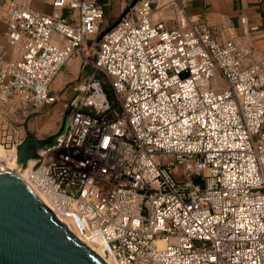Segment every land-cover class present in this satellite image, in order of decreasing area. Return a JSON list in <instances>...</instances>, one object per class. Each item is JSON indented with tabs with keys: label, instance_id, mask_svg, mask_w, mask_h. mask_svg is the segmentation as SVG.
Listing matches in <instances>:
<instances>
[{
	"label": "built area",
	"instance_id": "2783aa9c",
	"mask_svg": "<svg viewBox=\"0 0 264 264\" xmlns=\"http://www.w3.org/2000/svg\"><path fill=\"white\" fill-rule=\"evenodd\" d=\"M3 1L18 55L0 54V104L25 114L56 101L51 85L73 58L89 62L104 9ZM35 1L60 14L35 11ZM186 6L139 0L101 31L95 66L116 102L91 84L51 150L61 155L34 162L30 185L115 264H264V60L234 37L219 41ZM167 7L174 28L153 19Z\"/></svg>",
	"mask_w": 264,
	"mask_h": 264
},
{
	"label": "water",
	"instance_id": "95a60500",
	"mask_svg": "<svg viewBox=\"0 0 264 264\" xmlns=\"http://www.w3.org/2000/svg\"><path fill=\"white\" fill-rule=\"evenodd\" d=\"M139 0H132L115 26ZM111 26L110 28H112ZM106 30L105 32H107ZM104 32V33H105ZM100 34L89 49L97 51L104 35ZM92 58L89 57V61ZM96 56L93 72L97 70ZM77 100L66 108L60 130L47 138H39L30 129L31 113L22 124L25 136L16 146L17 165L21 169L35 162L37 170L45 161V153L59 146L69 117ZM116 106V105H115ZM0 264H108L88 245L83 243L63 223L42 196L15 170L0 171Z\"/></svg>",
	"mask_w": 264,
	"mask_h": 264
},
{
	"label": "crops",
	"instance_id": "0c3cea01",
	"mask_svg": "<svg viewBox=\"0 0 264 264\" xmlns=\"http://www.w3.org/2000/svg\"><path fill=\"white\" fill-rule=\"evenodd\" d=\"M168 0H160V5ZM186 13L193 21H202L207 23L219 41H225L229 37H234L244 48L250 51L255 62L264 60V0H186ZM131 0H99L104 9V19L102 25L110 28L120 18L124 10L131 3ZM32 8L40 13L48 15L60 14L49 3L35 1ZM8 7L3 0H0V54H3L4 61L9 62L17 57V51L7 42V24L5 16ZM68 16V11L61 12ZM117 18L115 21L114 19ZM153 19L163 22L168 28L175 27L174 11L167 7L166 9H156ZM112 23V24H111ZM257 28V31H251V28ZM106 29V30H107ZM105 30V31H106ZM104 32V31H102ZM53 92V91H52ZM54 93V92H53ZM19 111L10 106L0 104V119L6 113ZM21 112V111H19ZM22 113V112H21ZM19 114V113H18ZM1 123V120H0ZM12 132L2 131L0 128V138L11 141ZM23 139V138H22ZM21 139V140H22ZM14 144V148L21 142ZM2 148L0 162L7 161V167L1 166L5 170H10L9 160L15 155L16 150L7 154Z\"/></svg>",
	"mask_w": 264,
	"mask_h": 264
},
{
	"label": "rangeland",
	"instance_id": "374dc122",
	"mask_svg": "<svg viewBox=\"0 0 264 264\" xmlns=\"http://www.w3.org/2000/svg\"><path fill=\"white\" fill-rule=\"evenodd\" d=\"M116 19L117 18H115L114 21ZM106 29L107 27L101 24L100 32L93 42L97 40L101 31H105ZM95 56L96 50L92 49L90 51V58H92L91 61L85 63L81 57H75L62 69L51 85V90L57 96V99L53 104L37 110H31V112L25 114L19 111H13V113L9 114L5 112L2 115V118L0 119L1 130L8 132L11 131L13 135L11 141L10 139L4 140L0 138V146L5 149L7 154H10V152L15 150L13 145L24 138L25 132L22 124L31 113L38 112L40 113V116L30 121V129L34 131L39 138L52 136L60 130L65 110L73 100L81 99L85 95L87 88L94 82H98L99 80L108 82L107 77L102 72L99 70L93 72V58ZM212 84L215 87H221L223 81L219 76H216ZM60 155L61 152L59 150L48 151L45 153V158L49 159L50 157H53L54 159H58ZM1 166L7 167V161L2 160V162H0V167ZM186 171L189 173L190 168H187ZM100 187L104 191H108L111 188V184L101 181Z\"/></svg>",
	"mask_w": 264,
	"mask_h": 264
},
{
	"label": "bare ground",
	"instance_id": "6f19581e",
	"mask_svg": "<svg viewBox=\"0 0 264 264\" xmlns=\"http://www.w3.org/2000/svg\"><path fill=\"white\" fill-rule=\"evenodd\" d=\"M2 154V148L0 147V155ZM15 155L9 160V162H8V164H9V168H10V170H15V171H17L19 174H20V176L22 177V179L26 182H28L29 184H31L32 185V182H31V180H30V170H31V167H32V165L34 164V162L33 161H31L30 162V164H29V167H27L26 169H21V168H19L18 167V165H17V157H16V153H14ZM1 161V160H0ZM0 168H2V169H4L3 167H0ZM33 186V185H32ZM62 221H63V223H65L67 226H68V228H70V230L75 234V236H77L76 235V232H75V229H74V226H73V224H72V222L71 221H69V220H66V219H62ZM78 237V236H77ZM79 238V237H78ZM80 239V238H79ZM83 243H85L86 244V242H84L82 239H80ZM86 245H88V244H86ZM90 247V246H89ZM92 250H94L99 256H101V258H103L104 259V261L106 262V263H108V264H115L113 261H112V259H110V258H107V257H105V255L103 254V251H102V249H100V248H98V247H94V246H92L91 245V247H90Z\"/></svg>",
	"mask_w": 264,
	"mask_h": 264
},
{
	"label": "trees",
	"instance_id": "16d2710c",
	"mask_svg": "<svg viewBox=\"0 0 264 264\" xmlns=\"http://www.w3.org/2000/svg\"><path fill=\"white\" fill-rule=\"evenodd\" d=\"M99 81L102 84L103 90H104L108 100L110 101L111 104H114L116 102V99H115V96H114V93L112 91L110 84L108 82H105V81H101V80H99Z\"/></svg>",
	"mask_w": 264,
	"mask_h": 264
}]
</instances>
